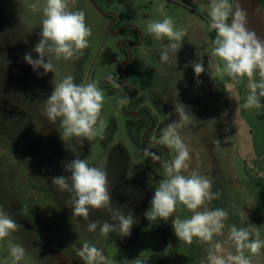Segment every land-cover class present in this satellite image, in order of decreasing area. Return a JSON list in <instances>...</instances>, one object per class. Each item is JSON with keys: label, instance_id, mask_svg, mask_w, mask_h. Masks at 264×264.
<instances>
[{"label": "rangeland", "instance_id": "1", "mask_svg": "<svg viewBox=\"0 0 264 264\" xmlns=\"http://www.w3.org/2000/svg\"><path fill=\"white\" fill-rule=\"evenodd\" d=\"M44 3L45 0H0V208L23 226L10 239L25 248L27 264H84L77 250L85 241L101 249L113 264H177L171 249L173 236L169 230L170 234L163 231L171 217L168 221L150 222L144 216L155 189L164 179L161 165L168 161L167 152L144 140L153 125L149 115L130 116L122 107L117 110V101L127 94L107 91L99 84L106 75L120 76L119 63L126 60L118 43L120 36L108 34L106 19L89 0H76L73 10L85 12L92 31L89 46L77 59L53 58L55 74L44 75L43 68L34 71L23 57L28 53L38 58L33 49L40 39ZM161 3L165 4L163 14L158 10ZM208 3L209 0H125L106 2L102 8L114 11L125 24L136 26L143 34L140 46L131 50V61L123 74L136 92L125 111L132 113L145 106L157 119L147 138L157 141L161 129L179 119L174 103L186 105L194 116L192 123L180 130L192 150L190 168L183 174L196 170L213 181V192L221 193L219 199L205 205L210 210L223 208L229 213L225 235L214 237V241L226 240L231 225L250 227L252 238L258 231L264 240L261 187L253 182L237 154L233 127L227 117L226 93L216 84L222 85L224 78L209 75V48L195 35L210 34ZM33 4L36 10L31 8ZM164 14L187 33L177 57L170 54L169 63L160 60L168 41L154 40L146 31L149 22L162 20ZM201 57L206 71L197 77L192 63ZM67 75H72L78 84L96 81L104 94L103 123L97 125V136L84 140L83 145L75 139L65 145L60 139L59 120L53 124L44 114V101L55 83ZM212 139L219 140L220 145L215 147ZM74 156L106 169L113 205H127L125 213L131 209L137 221L130 236L122 238L117 231L104 238L98 230L87 232L82 218L72 217V209L65 206L66 195L51 186V178L68 175L63 164ZM154 156L160 159L154 161ZM170 156H175L171 149ZM173 215L184 219L192 213L178 206ZM90 219L108 217L103 211H94ZM208 247L196 240L191 245L177 238L175 241L181 264H201ZM225 247L235 253L231 245ZM245 254L249 255L247 251ZM252 260L253 264H264V249ZM9 261L5 241L0 243V264Z\"/></svg>", "mask_w": 264, "mask_h": 264}, {"label": "clouds", "instance_id": "2", "mask_svg": "<svg viewBox=\"0 0 264 264\" xmlns=\"http://www.w3.org/2000/svg\"><path fill=\"white\" fill-rule=\"evenodd\" d=\"M75 4L76 0H45L40 39L33 49L38 58L34 59L28 53L23 57L34 71L43 68L44 75L49 72L55 74L53 58L77 59L89 46L92 31L86 23L85 12L73 10ZM200 7L205 5L201 4ZM31 8L36 10L37 5L33 4ZM207 8L210 17L209 31L216 33L207 62V72L210 76H227L235 83L247 78L248 94L241 107L246 110L264 108L261 103L264 98V40L246 27V13L243 10L237 8L233 12L230 0H209ZM164 9V3L158 5L162 14ZM230 16L232 20L228 23ZM146 31L154 40L168 41L161 52L162 63L170 62V54L177 57L187 34L186 30L177 28L172 17L166 14L162 20L149 22ZM192 67L197 77L205 73L203 57L199 62H193ZM127 103L126 98H120L117 110ZM44 104L47 119L53 124L59 120L60 139L65 145L72 139L83 145L84 140L97 136V125L103 123L104 94L96 81L78 84L72 75H67L55 83ZM174 111L179 119L166 124L156 142L173 150L175 156L162 162L164 179L155 189L150 208L144 216L150 222L158 219L168 221L178 206H183L192 213L191 217H175L171 221V227L176 238L187 245H191L194 240L209 245L201 264H253L252 257L260 255L261 249H264V240L260 239L258 231H255V238H252L253 231L250 227L237 228L231 225L228 226L226 240L214 241V237L225 235V221L229 213L223 208L210 210L205 207L221 195L219 191H212L213 181L210 178L196 170L183 174L190 168L192 150L185 143L180 130L191 124L194 116L180 102L174 103ZM168 115L171 116V113ZM211 143L215 147L220 145L217 139H212ZM69 150L75 152V149ZM159 159L158 156L153 157L154 161ZM63 167L68 175L52 177L51 186L66 195L65 206L72 209V217L82 218L87 232L95 233L98 230L99 235L104 238L117 231L122 238L130 236L137 221L131 209L125 213L127 205H113L106 169L89 165L87 160L79 156L64 162ZM94 211L107 213L108 219H90ZM22 227L0 208V243L7 241L9 264H20L22 261L27 264L25 248L10 239ZM225 244L234 247L235 253L228 250ZM246 251L249 255L245 254ZM77 255L84 264H113L101 249L88 241L77 250Z\"/></svg>", "mask_w": 264, "mask_h": 264}, {"label": "crops", "instance_id": "3", "mask_svg": "<svg viewBox=\"0 0 264 264\" xmlns=\"http://www.w3.org/2000/svg\"><path fill=\"white\" fill-rule=\"evenodd\" d=\"M232 7L233 12L240 8L246 13V27L250 31H254L259 39L264 40V0H232ZM231 20L232 17L228 23H231ZM195 35L197 41L202 40L204 45L208 46L210 58L213 47L212 41L215 38L209 32L206 33L207 36H202L200 32ZM216 62L219 63L218 60ZM223 78L222 85L219 82L216 84L219 87L222 86L223 93H226V100L229 105L227 117L228 122L233 127L231 129L234 134L237 154L253 182L261 187L264 199V108L246 110L241 107L248 94L247 78L239 83L231 81L227 76H223ZM256 79H259L258 75ZM261 103L264 104V98H262Z\"/></svg>", "mask_w": 264, "mask_h": 264}, {"label": "flooded vegetation", "instance_id": "4", "mask_svg": "<svg viewBox=\"0 0 264 264\" xmlns=\"http://www.w3.org/2000/svg\"><path fill=\"white\" fill-rule=\"evenodd\" d=\"M94 1L98 5V7L101 9L102 13L97 11L92 5L91 6L103 18L106 19L107 28L110 25L111 30L108 34L111 36H120L118 43H119L120 49L122 50L123 54L126 56V60L122 61V62H126L131 55V50H133V48H135V47H138L135 45H138L143 40V34L141 33L140 30H138L136 28L126 27V26H132V25H128V23L125 24V20H120L119 16L114 11L106 10V9L104 10L102 8L106 2L120 3V2H123L125 0H94ZM106 13H110V14H106ZM123 27H126V28L122 29ZM140 39H141V41H140ZM121 43L124 44V47H121V45H120ZM123 69H125V65L123 66ZM119 74H120V76H118V77H111L110 76L111 79H109V77H104V78L101 77V78H103V80L100 82V80H101V78H100L99 84L103 89H105L107 91H113V92H121L122 91V92L126 93L127 94L126 99H128L132 95L133 90H131V87L129 86L128 81L125 83V85L122 84L126 80V76L123 73H119ZM106 76H108V75H106ZM117 85H118V87H117ZM130 99H128V101ZM142 113H147L149 115V117L153 120V125H154L155 119L151 115L149 110L146 108H142L139 115ZM125 114L128 115L127 113H125ZM130 116H132V115H130ZM153 125H152V127H153ZM145 141L152 144L153 146L161 145V144H154L153 142H156V141H150L148 138ZM164 147L166 148L165 150L167 151V147L166 146H164Z\"/></svg>", "mask_w": 264, "mask_h": 264}, {"label": "water", "instance_id": "5", "mask_svg": "<svg viewBox=\"0 0 264 264\" xmlns=\"http://www.w3.org/2000/svg\"><path fill=\"white\" fill-rule=\"evenodd\" d=\"M89 2H90V4H91V5H92L97 11H99V12L102 13L101 9L98 7V5L95 3L94 0H89ZM106 14H110V13H106ZM126 27H133V28H136V29L139 30V28H137L136 26H133V25H132V26H126ZM126 27H123L122 29H124V28H126ZM110 30H111V28H110V25H109V27L107 28L108 33L110 32ZM120 30H121V29H120ZM120 45H121V47H124V44H123V43H121ZM135 46H140V44L135 45ZM130 61H131V55H130L129 59H128L126 62H122V63H120V65H119V69H120V72H121V73H124V72H123V66L126 65V64H128ZM124 75H125V74H124ZM125 76H126V75H125ZM104 77H109V78H111L110 76H104ZM104 77H103V78H104ZM103 78H101L100 82L103 80ZM127 81H128V78L126 77V80H125L122 84L125 85V83H126ZM131 90H133V93H132V94H136V92L134 91L133 88H131ZM131 97H132V95H131L128 99H130ZM128 99H127V100H128ZM125 105H126V104H125ZM125 105L122 106V111H124V112L127 113L128 115L137 116V115H139V113L141 112V109H142V108H146V109L149 110V112L151 113V115L154 117L153 113L151 112V110H150L148 107H145V106L140 107L137 111L131 113V112H126V111H125ZM154 119H155V123H154L153 127H151V129H149V130L146 132V134L144 135V139H145V140H147V136H148V134L150 133L151 130H153V129L155 128V126H156V124H157V119H156L155 117H154ZM153 143H154V144H159V143H157V142H153ZM166 152H167V160L169 161V160H171L170 149L167 148V151H166ZM172 219H174V215L170 218L169 222L166 224V228L171 232V234H172V236H173V238H172V244H171V249H172V251H173V253H174V255H175L176 259H177V264H181V260H180L178 254H177V252H176V250H175V241H176V237H175V234H174L173 230L170 228V224H171Z\"/></svg>", "mask_w": 264, "mask_h": 264}, {"label": "trees", "instance_id": "6", "mask_svg": "<svg viewBox=\"0 0 264 264\" xmlns=\"http://www.w3.org/2000/svg\"><path fill=\"white\" fill-rule=\"evenodd\" d=\"M210 35H211L213 38H215V33H214V31H210ZM145 112H146V111H145ZM157 146L166 149L163 145H157ZM163 231L166 232L167 234H170V232L168 231V229H167L166 227L163 228Z\"/></svg>", "mask_w": 264, "mask_h": 264}]
</instances>
